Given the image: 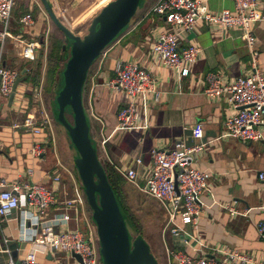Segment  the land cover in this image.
<instances>
[{
	"label": "crops",
	"instance_id": "1",
	"mask_svg": "<svg viewBox=\"0 0 264 264\" xmlns=\"http://www.w3.org/2000/svg\"><path fill=\"white\" fill-rule=\"evenodd\" d=\"M109 1L46 0L59 21L61 16H73V8L79 4L91 6L76 18L82 21V18L91 14L92 17L87 23L88 30L95 16ZM257 1L258 7L264 8V0ZM155 2L156 0H140L128 26L94 60L87 75L82 100L92 144L96 151L97 145L100 148V153L97 152L98 159L103 167L113 170L127 181L135 193H143L153 199L158 210L166 218V210L164 211L160 202L142 191L146 176L152 167L151 151L156 147H172L179 141L187 142L188 130L200 122L203 126L202 141L205 146L194 161V166L210 172L211 177L200 195L204 208L198 219V229L194 230L190 224H185L184 232L174 235L170 230H166L168 228L164 230L163 227L161 239L155 244L152 243L156 252L152 250L154 254L151 253L158 264H176L174 251H183L193 257L206 255L220 259L218 248L224 247L247 253L256 262L264 264V240L257 232L258 222L264 221V182L257 177V172L264 170V138L242 142L234 138L219 137L224 130V120L233 113V108L224 96L209 100L204 93L207 73L218 72L224 80L232 81L250 70L248 48L238 28L200 21L186 35L187 41H181L180 46H187L189 42L196 43L202 49V57L191 66L188 75L182 77L176 70L160 64L152 53V43L166 27L163 16L150 12ZM205 5L209 10L219 12L223 8L232 9L233 1L205 0ZM26 13L31 14L33 24L23 27L20 18ZM56 29L60 30L50 18L43 0H16L8 28L10 36H6L3 44L0 42L2 64L16 69L19 74L26 63L33 64L38 58L42 62L39 86L33 87L23 80L18 84V90L11 103L9 95L0 96V181L4 182L6 188H11L16 183L33 181L54 190L57 202L48 208L47 217L67 212L59 202L76 197L75 183L81 185L76 177L74 164L78 153L69 137L68 154L64 156L58 151V140L53 126L57 105L55 98L59 87H62V72L69 57L67 49L70 40L61 30L54 36L62 42V53L60 52L57 63V83L46 90L47 56L51 45L49 34L55 33ZM253 32L256 37L255 48L259 53V66L264 72V21H258ZM18 35L28 41L38 42L33 60L20 56V44L14 39ZM39 47L44 48L43 51ZM117 60L145 67L162 92L160 101L156 103L148 99L136 101L139 118L136 127L131 130L120 131L115 128L118 110L124 105L125 99L122 92L108 85L115 75L114 65ZM28 73L32 74V71L27 68L25 76ZM20 91H23L27 101H20ZM45 92L51 96L48 97L49 107L45 98L43 99ZM32 101L35 105L38 103V110L48 109L52 114L49 127H44L40 134L33 133L23 125V118L33 111L30 107ZM60 127L68 136L66 130L61 125ZM34 144L45 148L42 156L35 157L31 154L30 149ZM136 158L141 159L140 164L135 162ZM125 168L135 170L134 182H130L119 172ZM54 176H58L59 180H54ZM68 184L73 187L74 197L69 196ZM74 204L78 209L79 223L72 219L59 222L54 226L55 231L71 230L80 227L84 222H88L93 228L91 216L89 217L91 210L83 206L82 211L81 205ZM228 206L233 207L232 214ZM67 213L73 215L74 212L68 210ZM26 233L38 238V228L30 226ZM192 234L204 243L203 248L199 247L194 239L188 238ZM93 239L96 246L95 234ZM9 241L17 242L15 258L11 255ZM152 244L148 243L150 251ZM31 245V240H24L21 236L20 211L12 209L0 220V264H5L9 258L19 261L28 253ZM59 256L60 260L65 258L64 254ZM53 257L50 254H37V260L42 264H47L45 260ZM70 257L74 260L60 262L78 264L71 254L68 255V258Z\"/></svg>",
	"mask_w": 264,
	"mask_h": 264
},
{
	"label": "built area",
	"instance_id": "2",
	"mask_svg": "<svg viewBox=\"0 0 264 264\" xmlns=\"http://www.w3.org/2000/svg\"><path fill=\"white\" fill-rule=\"evenodd\" d=\"M15 1L0 0L1 44L9 35L8 28ZM232 1V9L223 8L219 12H213L206 7L205 0H156L150 12L163 16L166 27L152 43L151 50L160 64L176 70L184 77L190 72L191 66L202 57V49L198 44L189 42L187 46H180L181 41H187L186 35L198 22L238 28L250 54V70L232 81L224 80L218 72H209L206 75L204 93L209 100H217L224 96L233 108V113L224 120V130L219 137L234 138L242 142L257 141L264 138V72L259 66V53L255 48L256 37L253 28L258 21H264V8L258 7L257 0ZM20 23L23 27L33 24L31 14L21 16ZM14 39L20 44V56L33 60L34 50L39 46L38 42L28 41L21 35ZM1 57L0 50V96H8L19 73L16 69L2 64ZM114 72L115 75L108 85L122 92L125 97L124 105L117 113L115 128L120 131L131 130L136 127L139 118L136 101L148 99L156 103L160 101L162 92L150 72L137 63L117 60ZM19 96L21 102L27 101L23 91H20ZM50 121L51 117L46 112L37 119L35 112L30 111L26 114L23 125L33 133L40 134L44 127H49ZM202 137L203 126L197 122L191 129L193 141L191 146L179 141L172 147H156L151 151L152 167L146 176L142 191L159 201L166 210L168 219L164 230L170 227L169 230L174 235L184 232L185 224H190L197 230L198 219L204 208L200 195L206 189L211 174L194 166V161L205 146ZM44 151L45 148L39 144H34L30 149L35 157L42 156ZM135 162L140 164L141 159L136 158ZM119 172L130 182L136 179L133 168L120 169ZM257 177L264 182V170L258 171ZM54 180H59V177L54 176ZM74 189L76 197L59 202L67 212L73 210V215L64 212L61 215L47 217L48 208L57 202L54 190L33 181L16 183L11 188H6L4 182L0 181V220L12 209H18L21 236L24 240H31L32 244L28 253L18 262L9 258L5 264H42L37 260L38 253L56 256L58 260L60 254H77L81 264L99 263V249L96 248L93 239L94 230L88 222L83 223L85 229L76 227L60 232L54 229L59 222L70 219L79 223L78 209L74 203L81 205L82 208L83 206L89 208L82 186L75 183ZM228 209L231 214L234 212L232 206H228ZM30 226L38 228V238L27 235V228ZM257 232L264 240V221L258 222ZM188 238L194 239L199 247H204V243L193 234ZM218 251L221 254L220 259L206 255L193 257L179 250L173 252V257L176 264H260L251 255L237 249L221 247Z\"/></svg>",
	"mask_w": 264,
	"mask_h": 264
},
{
	"label": "water",
	"instance_id": "3",
	"mask_svg": "<svg viewBox=\"0 0 264 264\" xmlns=\"http://www.w3.org/2000/svg\"><path fill=\"white\" fill-rule=\"evenodd\" d=\"M43 2L52 21L70 40L69 57L62 72L63 86L55 98L56 121L66 130L78 153L74 164L91 210V219L96 226L101 264H158L142 236L130 238L124 215L98 159L96 147L92 144L82 100L83 86L91 64L129 24L140 0H110L101 8L87 34L82 37L65 27L46 0ZM25 70L20 72L13 84L9 103L18 84L26 77ZM66 108H70L72 122L66 117ZM192 144L191 130H188L185 145ZM8 244L15 258L17 242L9 241ZM72 256L81 264L79 255Z\"/></svg>",
	"mask_w": 264,
	"mask_h": 264
},
{
	"label": "rangeland",
	"instance_id": "4",
	"mask_svg": "<svg viewBox=\"0 0 264 264\" xmlns=\"http://www.w3.org/2000/svg\"><path fill=\"white\" fill-rule=\"evenodd\" d=\"M106 2V0H105ZM104 4V3H103ZM91 6H82L81 4H79L78 6L73 8V16L72 15H66V17H60V22H61L65 27H67L71 32H73L76 35L79 36H84L85 34H87L88 32V27H87V23H89V19L92 17L91 14L85 16L84 18H82V21H78L77 15L85 13V11H88V9ZM100 8V7H98ZM97 8V9H98ZM96 9V10H97ZM89 17V18H88ZM128 26V25H127ZM126 26V27H127ZM125 27V28H126ZM124 28V29H125ZM0 29H1V25H0ZM56 32L59 34L60 30L55 31V33H51L49 34V41L50 44L53 41V38L56 34ZM56 37V36H55ZM52 40V41H51ZM70 45V43H69ZM69 45H68V49H69ZM39 49H43L39 47ZM67 49V53L69 52ZM41 51V52H42ZM94 63V62H93ZM92 63V64H93ZM91 64V65H92ZM91 66L89 71H91ZM86 81V80H85ZM84 90H83V96L85 94V90H86V83H84ZM44 90V89H43ZM48 93L45 92V94L43 95V99L45 98V102L47 103L48 106V97H51L50 95H47ZM34 102L32 101V106L30 104V107L33 108V111L36 114V118L38 119V116H42V114H44L45 112L52 117L51 112L46 109V110H38V103L37 105L33 104ZM49 107V106H48ZM56 111V108H55ZM66 117L69 121L72 122V115L70 110H66ZM25 118V117H24ZM23 118V119H24ZM41 118V117H40ZM53 126L55 129V135L57 137L58 140V151L63 154L64 156H66L69 152V139L68 136L66 135V133L64 132V130L60 127L59 123L55 120V117L53 119ZM97 152L100 153V148L97 145ZM78 181L81 184L80 178L78 176ZM67 189H68V193L69 196L74 197V191H73V187L71 184L67 185ZM123 190H124V194H123V203L125 205L126 211L128 213V216L131 218L133 224H134V230L132 231V234L135 236L138 233L142 234V237L144 238V240L147 243H157V240L161 239V234H162V229L165 226L167 219H168V214L165 211V216L161 213L160 210H158L157 205H155V201H153V199H150L149 197H147L146 195H144L143 193L137 194L134 192V189L131 187V185L129 183H127V181L124 183L123 185ZM156 200V199H155ZM74 206H76V204H74ZM163 207V206H162ZM89 217L91 216V213H89ZM92 221V220H91ZM92 226L94 229V234H95V240H96V246L98 247L97 249H99V245H98V238H97V233H96V226L95 223L92 221ZM80 227L82 229H85L84 224L82 223L80 225ZM170 227L166 230H169ZM152 244V248H151V252L154 254L153 251L156 252L155 250V246ZM153 250V251H152ZM65 258L63 257L61 260L56 259L55 257H53V259L50 260H45V262L48 263H52V264H57L60 261H73L74 259L72 257L68 258V255H70L69 253H65ZM101 261V260H100ZM99 261L98 264H101V262Z\"/></svg>",
	"mask_w": 264,
	"mask_h": 264
},
{
	"label": "trees",
	"instance_id": "5",
	"mask_svg": "<svg viewBox=\"0 0 264 264\" xmlns=\"http://www.w3.org/2000/svg\"><path fill=\"white\" fill-rule=\"evenodd\" d=\"M61 48H62V42L59 41V39L54 38L53 41L51 42L50 50H49V53L47 56L46 90L51 89V87H54V85H56V83H57V81H56V74L58 73L57 63L60 59ZM25 66L28 69H31L32 74L28 73L23 82H28L33 87L39 86V80L41 77V67H42L41 60L38 58V60H36V62H34L33 64L32 63H30V64L26 63V65H23L22 68H25ZM88 73H89V71H88ZM62 86H63V84H62ZM61 88L59 87L58 90H60ZM66 110L69 111L70 108H66ZM56 113H57V105H56V111L54 112L55 119H56ZM103 168L105 170L108 182L110 183V185L114 191V194H115V197L118 201L121 212L124 215L126 226H127L128 231L130 233V238L134 239L137 236H142L141 233H138L135 236L132 234V231L134 230V224H133L131 218L128 216L125 205L122 201L123 200L122 197L124 194L123 193L124 192L123 185L125 183V180H123L122 177L120 175H118L116 172H114L113 170L107 169L105 167H103Z\"/></svg>",
	"mask_w": 264,
	"mask_h": 264
}]
</instances>
